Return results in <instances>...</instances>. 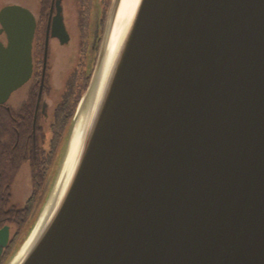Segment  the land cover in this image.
Segmentation results:
<instances>
[{
  "label": "water",
  "instance_id": "95a60500",
  "mask_svg": "<svg viewBox=\"0 0 264 264\" xmlns=\"http://www.w3.org/2000/svg\"><path fill=\"white\" fill-rule=\"evenodd\" d=\"M10 34L0 98L30 74L31 37ZM5 264H264V0H111Z\"/></svg>",
  "mask_w": 264,
  "mask_h": 264
},
{
  "label": "flooded vegetation",
  "instance_id": "af4514ba",
  "mask_svg": "<svg viewBox=\"0 0 264 264\" xmlns=\"http://www.w3.org/2000/svg\"><path fill=\"white\" fill-rule=\"evenodd\" d=\"M109 4L0 0V48L16 42L9 39L16 28L31 37L28 79L0 98V231L7 236L0 264L24 239L44 200L67 123L97 60Z\"/></svg>",
  "mask_w": 264,
  "mask_h": 264
},
{
  "label": "bare ground",
  "instance_id": "6f19581e",
  "mask_svg": "<svg viewBox=\"0 0 264 264\" xmlns=\"http://www.w3.org/2000/svg\"><path fill=\"white\" fill-rule=\"evenodd\" d=\"M80 124H77V126H75V130H74V133H73V136H74V141L77 140L78 136L81 135V132L82 130L80 128H78Z\"/></svg>",
  "mask_w": 264,
  "mask_h": 264
},
{
  "label": "rangeland",
  "instance_id": "374dc122",
  "mask_svg": "<svg viewBox=\"0 0 264 264\" xmlns=\"http://www.w3.org/2000/svg\"><path fill=\"white\" fill-rule=\"evenodd\" d=\"M110 2H111V0H110ZM110 5V4H109ZM109 8V7H108ZM108 11V10H107ZM100 46V45H99ZM95 66V65H94ZM94 69V68H93ZM93 72V71H92ZM91 75H92V73H91ZM91 78V77H90ZM84 93V92H83ZM83 95V94H82ZM81 95V96H82ZM75 110V109H74ZM74 112V111H73ZM73 114V113H72ZM72 116V115H71ZM71 116H70V118H71ZM70 120V119H69ZM68 123H69V121H68ZM68 123H67V125H68ZM67 127V126H66ZM53 174H54V171H53ZM52 177H53V175H52ZM52 177H51V179H52ZM51 181V180H50ZM50 183V182H49ZM11 255V254H10Z\"/></svg>",
  "mask_w": 264,
  "mask_h": 264
},
{
  "label": "trees",
  "instance_id": "16d2710c",
  "mask_svg": "<svg viewBox=\"0 0 264 264\" xmlns=\"http://www.w3.org/2000/svg\"><path fill=\"white\" fill-rule=\"evenodd\" d=\"M19 243H20V242H19ZM19 243H18V244H19ZM18 244H17V245H18ZM17 245L14 247V249L17 247ZM14 249H13V250H14Z\"/></svg>",
  "mask_w": 264,
  "mask_h": 264
}]
</instances>
